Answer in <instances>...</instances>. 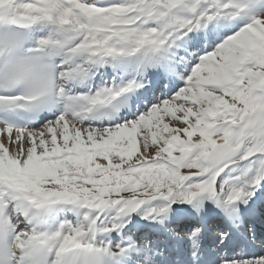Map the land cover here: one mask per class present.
Returning a JSON list of instances; mask_svg holds the SVG:
<instances>
[{
	"label": "snow or ice",
	"instance_id": "snow-or-ice-1",
	"mask_svg": "<svg viewBox=\"0 0 264 264\" xmlns=\"http://www.w3.org/2000/svg\"><path fill=\"white\" fill-rule=\"evenodd\" d=\"M0 264H264V0H0Z\"/></svg>",
	"mask_w": 264,
	"mask_h": 264
}]
</instances>
